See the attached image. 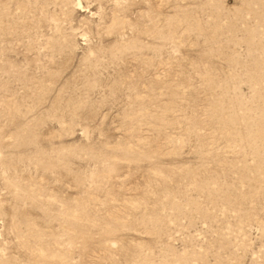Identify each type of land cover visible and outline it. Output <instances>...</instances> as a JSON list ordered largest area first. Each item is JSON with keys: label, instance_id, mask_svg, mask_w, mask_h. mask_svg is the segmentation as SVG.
Wrapping results in <instances>:
<instances>
[{"label": "rangeland", "instance_id": "obj_1", "mask_svg": "<svg viewBox=\"0 0 264 264\" xmlns=\"http://www.w3.org/2000/svg\"><path fill=\"white\" fill-rule=\"evenodd\" d=\"M0 264H264V0H0Z\"/></svg>", "mask_w": 264, "mask_h": 264}]
</instances>
